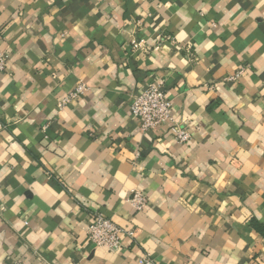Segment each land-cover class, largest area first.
<instances>
[{
  "label": "crops",
  "instance_id": "obj_1",
  "mask_svg": "<svg viewBox=\"0 0 264 264\" xmlns=\"http://www.w3.org/2000/svg\"><path fill=\"white\" fill-rule=\"evenodd\" d=\"M0 49V264H264V0H0ZM150 83L191 141L141 129Z\"/></svg>",
  "mask_w": 264,
  "mask_h": 264
},
{
  "label": "built area",
  "instance_id": "obj_2",
  "mask_svg": "<svg viewBox=\"0 0 264 264\" xmlns=\"http://www.w3.org/2000/svg\"><path fill=\"white\" fill-rule=\"evenodd\" d=\"M149 48L143 40L133 41L132 43L133 51L142 50L147 52L150 50ZM9 60L8 52L0 49V72L8 68ZM241 74L242 71L240 70L231 75L230 79L235 80ZM83 91L84 85L81 84L60 105L67 104ZM173 108V101L167 90L160 84L150 83L142 93L135 97L130 109L132 116L140 120L143 131H150L169 124L170 130L175 134V140L178 143L191 141L192 132L188 128V124L177 120L173 114ZM131 201L137 210L143 211L148 206L149 198L143 191L135 189ZM125 235L133 237L134 231L122 228L103 213H98L93 217L87 231L88 241L95 249H119L123 244ZM140 264H153V260L149 256H144L140 259Z\"/></svg>",
  "mask_w": 264,
  "mask_h": 264
}]
</instances>
